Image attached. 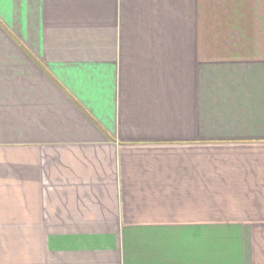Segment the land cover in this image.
Here are the masks:
<instances>
[{
	"label": "crops",
	"instance_id": "0c3cea01",
	"mask_svg": "<svg viewBox=\"0 0 264 264\" xmlns=\"http://www.w3.org/2000/svg\"><path fill=\"white\" fill-rule=\"evenodd\" d=\"M0 264H264V0H0Z\"/></svg>",
	"mask_w": 264,
	"mask_h": 264
}]
</instances>
